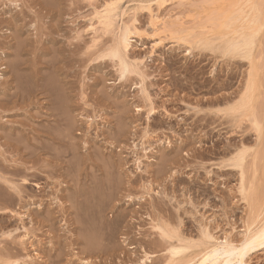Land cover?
<instances>
[{
    "label": "rangeland",
    "instance_id": "obj_1",
    "mask_svg": "<svg viewBox=\"0 0 264 264\" xmlns=\"http://www.w3.org/2000/svg\"><path fill=\"white\" fill-rule=\"evenodd\" d=\"M141 1L0 0V264H225L226 248L202 259L227 242L264 264V0ZM236 32L252 59L224 52ZM120 35L139 68L128 77L100 57ZM54 117L81 147L72 177L28 176L7 132L29 151Z\"/></svg>",
    "mask_w": 264,
    "mask_h": 264
},
{
    "label": "bare ground",
    "instance_id": "obj_2",
    "mask_svg": "<svg viewBox=\"0 0 264 264\" xmlns=\"http://www.w3.org/2000/svg\"><path fill=\"white\" fill-rule=\"evenodd\" d=\"M93 1V0H92ZM122 1V0H121ZM145 1V0H144ZM144 1H141L142 3L144 2ZM147 1H149V0H147ZM111 2V1H110ZM236 2V1H235ZM96 3V2H95ZM111 4H113V3H111ZM114 5V4H113ZM112 5V7H108V8H106V10L104 9V11L102 12V15L103 16H101V18L100 19H102L103 20V23L105 24V26H108V27H110V26H112L113 24H114V18H115V14H116V11L118 12L119 10H117V7H118V5L116 4V7L115 6H113ZM108 6V5H107ZM148 6V5H147ZM184 7V6H183ZM119 9V8H118ZM121 11V10H120ZM135 11V10H134ZM166 11H168V10H166ZM185 12V11H184ZM135 13V12H134ZM163 13V12H162ZM95 16V15H94ZM129 18V17H128ZM93 19V18H92ZM97 19V18H96ZM99 19V18H98ZM127 19V18H126ZM181 20V19H180ZM246 20V19H245ZM129 21V20H128ZM93 22V21H92ZM126 22V21H125ZM238 23V22H237ZM244 24V23H243ZM119 25V24H118ZM134 25V24H133ZM237 25V24H236ZM100 26V25H99ZM105 26H103L104 28H105ZM94 27V26H93ZM247 27H250V26H247ZM97 28V27H96ZM131 28V27H130ZM243 28V27H242ZM105 30H106V28H105ZM241 29H239V32H241L240 31ZM248 30V29H247ZM237 31V30H236ZM254 31V30H253ZM119 32V31H118ZM192 32V31H191ZM243 32H245V31H243ZM98 33V32H97ZM108 33V32H107ZM110 33V32H109ZM115 33V32H114ZM189 33V32H188ZM236 33H238V32H236ZM118 34V33H117ZM121 34H122V32H121ZM128 34H130V33H128ZM191 34V33H190ZM232 34H234V33H232ZM241 33H238L237 35L239 36ZM246 35V33L244 34H242V35H240L241 37H239L238 39H235V40H237V41H235L234 42V40L232 39V40H229L230 38H228V42H227V39H225L226 40V42L228 43V44H226L225 45V41H224V49H225V53H228V52H231V53H234L235 55H240L242 58H244V59H252L253 57H252V54L254 53V52H252V47H253V44H254V42H252V43H250L249 42V40H248V36H245ZM253 35V34H252ZM20 36V35H19ZM251 36V35H250ZM107 37V36H106ZM116 37V36H115ZM28 38V37H27ZM105 38V37H104ZM234 38V37H233ZM236 38V37H235ZM106 39V38H105ZM130 39H131V37H130ZM108 40V39H107ZM115 41H114V46H111V48H109L110 47V45H108L107 47H108V49L109 50H107L106 49V51H108V54H104L105 52H103L102 54H104V55H102V56H100V57H103V58H106V57H108V56H111V58H117V60H119L118 62H119V65H120V70H121V76L122 77H128L127 75L129 74H134V73H136L137 72V70H139V68L137 67V65L136 64H134L132 61H130L129 60V58H128V54H127V48H128V44H125V41H124V37L122 36V35H120L119 37L117 36V38L116 39H114ZM252 40V39H251ZM96 41V40H95ZM51 43V42H50ZM113 44V43H112ZM22 45V44H21ZM98 46V45H97ZM103 46V45H102ZM101 46V47H102ZM233 46H238V48H236V49H233ZM96 47V46H95ZM220 47V46H219ZM99 48V47H98ZM23 49V48H22ZM95 49V48H94ZM105 49V48H104ZM16 50H17V48H16ZM99 50V49H98ZM101 50H102V48H101ZM221 50V49H220ZM223 50V49H222ZM100 51V50H99ZM234 51V52H233ZM254 51V50H253ZM110 53V54H109ZM225 53H223L224 55H225ZM231 53H229L228 55H230V56H232L231 55ZM17 54V53H16ZM101 54V53H100ZM99 54V55H100ZM130 55V54H129ZM227 55V54H226ZM74 56V55H73ZM92 56V55H91ZM96 56H98V54L96 55ZM135 56V55H134ZM88 57V56H87ZM100 57L98 56V58L100 59ZM238 57V56H237ZM241 57H239V58H241ZM252 57V58H251ZM12 58V57H11ZM96 58V57H95ZM84 59V58H83ZM99 59H94V60H99ZM243 59V60H244ZM47 60V59H46ZM117 60H116V62H117ZM91 61V60H90ZM93 61V60H92ZM5 62V61H4ZM3 62V63H4ZM53 62V61H52ZM83 62V61H82ZM101 62V61H100ZM105 62V61H104ZM118 62L116 63V65L118 64ZM62 63V62H61ZM71 63V62H70ZM138 63V62H137ZM35 64V63H34ZM60 64V63H59ZM94 64V63H93ZM25 65V64H24ZM142 65V64H141ZM13 66V65H12ZM92 66V65H91ZM54 67H55V65H54ZM143 67V66H142ZM47 68V67H46ZM114 68V67H113ZM50 69V68H49ZM22 70V69H21ZM25 70V69H24ZM97 70V69H96ZM142 70V69H141ZM144 70V69H143ZM142 70V71H143ZM27 71V70H26ZM145 71V70H144ZM25 72V71H24ZM52 72V71H51ZM96 72V71H95ZM141 72V71H140ZM147 72V71H146ZM31 73V72H30ZM42 73V72H41ZM138 73V72H137ZM252 73H254V71L252 72ZM9 74V73H8ZM62 74V73H61ZM141 74V73H140ZM145 74H147V73H145ZM253 75V74H252ZM137 76V75H136ZM139 76V75H138ZM149 76V75H148ZM58 77V76H57ZM97 77V76H96ZM59 78V77H58ZM63 78V77H62ZM251 78V77H250ZM249 78V79H250ZM255 79H257L256 77H254ZM33 79V78H32ZM141 79V78H140ZM254 79V80H255ZM68 80V79H67ZM128 80V79H127ZM126 80V81H127ZM146 81V80H145ZM253 81V80H252ZM252 83H256L255 81L254 82H252ZM123 84V83H122ZM247 84H248V82H247ZM14 85H15V83H14ZM248 85H250V83L248 84ZM247 85V86H248ZM252 85L253 84H251V87H252ZM36 86V85H35ZM255 88H256V90H257V85L255 84ZM249 87V86H248ZM250 88V87H249ZM255 88L253 87V89L255 90ZM37 89V88H36ZM39 89V88H38ZM143 90V89H142ZM248 90V89H247ZM251 90V89H250ZM250 90H249V93H251L250 92ZM38 91V90H37ZM75 91V90H74ZM252 91V90H251ZM31 92V91H30ZM36 92V91H35ZM39 92V91H38ZM98 92V91H97ZM248 92V91H247ZM256 93H257V95H258V91H255ZM148 93V92H147ZM14 94V93H13ZM43 94V93H42ZM76 94V93H75ZM247 94V93H246ZM66 95V94H65ZM111 95V94H110ZM245 95V94H244ZM248 95V94H247ZM49 96V95H48ZM66 96H68V95H66ZM144 96V95H143ZM246 96V95H245ZM245 96H243V98H244V100L243 101H245ZM251 96V95H250ZM10 97V96H9ZM21 97V96H20ZM33 97V96H32ZM35 97V96H34ZM247 97V96H246ZM254 97H255V93H254ZM0 98H2V97H0ZM16 98V97H15ZM25 98V97H24ZM31 98V97H30ZM37 98V97H36ZM12 99V98H11ZM17 99V98H16ZM29 99V98H28ZM68 99V98H67ZM247 99H248V97H247ZM253 99V98H252ZM256 98H254V100H255ZM42 100V99H41ZM44 100V99H43ZM77 100V99H76ZM220 100V99H219ZM250 100V99H249ZM45 101V100H44ZM101 101V100H100ZM99 101V102H100ZM103 101V100H102ZM124 101V100H123ZM217 101V100H216ZM42 102V101H41ZM146 102V101H145ZM222 102V101H221ZM242 102V100H240V102H239V104ZM246 102V101H245ZM244 102V103H245ZM249 102V101H248ZM101 103V102H100ZM112 103V102H111ZM124 103V102H123ZM149 103H150V101H149ZM216 103V102H215ZM243 103V102H242ZM241 103V104H242ZM251 103V102H250ZM47 104V103H46ZM74 104V103H73ZM245 104H247V103H245ZM244 104V105H245ZM252 104V103H251ZM61 105V104H60ZM77 106V105H76ZM238 106H240V105H238L237 104V109H238ZM248 106V105H247ZM236 107V106H235ZM243 107V106H242ZM251 107V106H250ZM41 109H42V107H40ZM49 108V107H48ZM47 108V109H48ZM71 108V107H70ZM72 108H74V107H72ZM252 108V107H251ZM124 109V108H123ZM233 109H235V108H232V109H228V110H226V111H228L229 112V110L231 111V110H233ZM240 109V108H239ZM244 109H245V107H244ZM244 109H243V111H244ZM249 109V108H248ZM71 110H73V109H71ZM141 110V109H140ZM241 110H242V108H241ZM240 110V111H241ZM35 111V110H34ZM50 111V110H49ZM225 111V110H224ZM224 111H222V112H224ZM238 111V110H237ZM239 111V112H240ZM88 112V111H87ZM151 112V111H150ZM236 112V111H235ZM247 112V111H246ZM38 113H39V111H38ZM41 113V112H40ZM70 113V112H69ZM73 113H74V111H73ZM128 113V112H127ZM242 114V113H241ZM38 115V114H37ZM40 115H42V113L40 114ZM61 115H63V114H61ZM118 115V114H117ZM51 116H52V114H51ZM73 116V115H72ZM242 116H243V114H242ZM242 116H240V118L242 117ZM23 117V116H22ZM47 117V116H46ZM244 117V116H243ZM14 118V117H13ZM51 118V117H50ZM226 118H228V117H226ZM237 118V117H236ZM39 119V118H38ZM48 119V118H47ZM7 120V119H6ZM15 120V119H14ZM45 120V119H44ZM53 120H54V124H55V126H54V128H55V130H57L58 131V133H57V131L56 132H49V130H48V128H46L47 130H48V132L46 131V132H44L45 131V127H47V125L45 126V124H44V129H41L42 127L40 126H38L37 128L39 129V130H35V136H33V138H32V141H33V143H31V144H33V149H32V147H31V149H29V151H25L24 150V148H22L21 147V142L19 141V139L18 138H16L17 136V134H15V138H12L10 135H12L11 133H9V132H7L8 134H10V135H8L9 137H7V139H6V142H5V145L6 146H8L10 149H12L13 150V152H15L16 153V155H18V156H20V157H25L26 155H27V158L25 157V159H26V161L27 160H29V161H32L31 163H33V166H31V167H28L27 166V164L28 163H22V162H20V163H22L24 166L26 165V167H25V171H26V173L25 174H27L28 176L29 175H31L32 177H35V178H39V177H42V176H40L39 175V173H42V174H49V175H51L50 174V172H51V170L53 171V172H61V171H63V173H60L62 176H71V174H69L68 173V171L66 170V166H67V164H68V161H67V158L70 156V155H73V156H75L76 154H77V152L78 151H80V149H81V147H79L77 144H75V149H73V148H70V144H72V141H73V139H72V137H71V130H72V126H70V122L68 123L67 122V124H66V121L68 120H65V119H60V118H58V117H54L53 118ZM238 120V119H237ZM239 120H242V119H239ZM23 121V120H22ZM22 121H21V123H22ZM30 121V120H29ZM64 121H65V123H64ZM114 121V120H113ZM12 122V121H11ZM30 123V122H29ZM39 123V122H38ZM49 124H50V121L48 122ZM51 123H53V122H51ZM10 124V123H9ZM48 124V125H49ZM209 124V123H208ZM207 124V125H208ZM257 124V123H256ZM256 124H254V125H256ZM11 125V124H10ZM21 125V124H20ZM63 125H65V127L63 126ZM13 126V125H12ZM50 126V125H49ZM52 127H53V125H51ZM50 126V127H51ZM63 126V127H62ZM109 126V125H108ZM34 127V126H33ZM256 127V126H255ZM261 127V126H260ZM258 128V127H257ZM50 129V128H49ZM261 129L263 130V128L261 127ZM261 129H259L258 128V132H259V136L261 135ZM1 130V129H0ZM16 130V129H15ZM44 130V131H43ZM51 130V129H50ZM2 131V130H1ZM9 131V130H8ZM17 131V130H16ZM16 131H14V132H16ZM25 131V130H24ZM52 131V130H51ZM31 132H33V131H31ZM4 133V132H3ZM262 133H263V131H262ZM1 134V133H0ZM5 134V133H4ZM74 134V133H73ZM80 134V133H79ZM124 134V133H123ZM31 136V135H30ZM258 136V137H259ZM2 137V136H1ZM47 139V142L45 141L44 142V140L43 139ZM261 138V137H260ZM2 139V138H1ZM16 139V140H15ZM4 140V139H3ZM5 141V140H4ZM30 141H31V139H30ZM31 141V142H32ZM76 141V140H75ZM103 141V140H102ZM24 142V141H23ZM83 142V141H82ZM92 142V141H91ZM192 142V141H191ZM93 143V142H92ZM243 143V142H242ZM26 144H27V142H26ZM74 144H72V145H74ZM94 144V143H93ZM77 145V146H76ZM98 145H99V142H98ZM244 145V144H243ZM28 146V145H27ZM27 146H25V149H26V147ZM30 147V146H29ZM77 147V148H76ZM189 147V146H188ZM137 148V147H136ZM28 149H26V150H28ZM96 149V148H95ZM225 149V148H224ZM24 150V151H23ZM164 151V150H163ZM183 151V150H182ZM103 152V151H102ZM81 153V152H80ZM113 153V152H112ZM78 154H79V152H78ZM90 154V153H89ZM88 154V155H89ZM159 154V153H158ZM111 155V154H110ZM243 155H244V153H243ZM77 156V155H76ZM84 156V155H83ZM245 156V155H244ZM3 158V157H2ZM98 158V157H97ZM240 158H242V157H238V159H236L234 162H235V164H233L234 166H237V165H242V162H240L239 161V159ZM19 159V158H18ZM89 159V158H88ZM87 159V160H88ZM4 160V159H3ZM22 160V159H21ZM24 160V159H23ZM90 160H91V158H90ZM119 160V159H118ZM234 160V159H233ZM242 160V159H241ZM15 161H16V164H17V161L18 160H16L15 159ZM89 162H91V161H89ZM93 162V163H92ZM92 164L94 165V170H95V172H92V174L90 173V175L91 176H100V174H98V171L99 172H101V174H102V170H101V168H100V166H99V163H98V160L97 159H92ZM15 163V162H14ZM79 163V162H78ZM15 164V165H16ZM19 164V163H18ZM22 164H20V165H22ZM83 164V163H82ZM108 164V163H107ZM35 165H37L36 167H34ZM106 165V164H105ZM156 165V164H155ZM13 166V165H12ZM18 166V165H17ZM88 166V165H87ZM117 166H119V165H117ZM244 166V165H243ZM19 167V166H18ZM2 168H4V167H2ZM13 168H15V170H17V167H14L13 166ZM20 168V167H19ZM18 168V170H20ZM119 168V167H118ZM239 168V167H238ZM244 168V167H243ZM68 169V168H67ZM85 169V168H84ZM24 169H22V171H23ZM33 170H35L36 172L38 171L39 173H35V172H33ZM89 170V169H88ZM124 170V169H123ZM25 171H23V172H25ZM18 172V171H17ZM52 172V173H53ZM88 172V171H87ZM115 172V171H114ZM16 174V173H15ZM60 174H58V175H60ZM162 174V173H161ZM13 175V174H12ZM78 175L79 176H82V171L81 172H79L78 173ZM158 175H159V173H158ZM165 175V174H164ZM27 176V177H28ZM78 176V177H79ZM2 177V176H1ZM1 177H0V180H2V182H4L3 181V179H1ZM10 177V176H9ZM25 178H26V176H24ZM47 177V176H46ZM72 177V176H71ZM143 177V176H142ZM2 178H4V177H2ZM6 178V177H5ZM94 178V177H93ZM24 179V178H23ZM32 179V178H31ZM58 179V178H57ZM67 179V178H66ZM80 179V178H79ZM89 179V178H88ZM4 180H6V179H4ZM30 179H25L24 181H29ZM82 180V179H81ZM86 180V179H85ZM10 181V180H9ZM11 181H12V179H11ZM53 181V180H52ZM64 181V180H63ZM68 181V180H67ZM5 183L6 184H8L9 185V188L12 190V191H14L16 194H17V196H19V198H20V201L22 200V195L24 194H22V192L23 191H21V190H19V189H22L23 188V190L25 191V188H24V185L23 186H19V185H16V184H14V185H12V184H10L9 182H8V180L7 181H5ZM14 183V182H13ZM17 183V182H16ZM23 183H25V182H23ZM79 183H80V181H79ZM18 184V183H17ZM28 184V183H27ZM78 184V183H77ZM82 184V183H81ZM103 184V183H102ZM2 185V184H1ZM80 185V184H79ZM63 186V185H62ZM66 186H67V184H66ZM66 186L64 185L63 187L64 188H66ZM88 186V185H87ZM1 187V186H0ZM102 187V186H101ZM2 188V187H1ZM76 188H78V186L76 187ZM81 188V185H80V187L78 188V189H80ZM121 188V187H120ZM74 189H75V185H74ZM73 189V190H74ZM77 189V190H78ZM2 190V189H1ZM9 190V189H8ZM64 190H67V189H64ZM76 190V191H77ZM2 191H5V190H2ZM61 191H63L62 189H61ZM78 191H80V190H78ZM11 192V191H10ZM101 192V191H100ZM13 193V192H12ZM63 193V192H62ZM102 193V192H101ZM2 194V193H1ZM27 194V193H26ZM70 194V193H69ZM74 194V193H73ZM79 194V193H78ZM92 194V193H91ZM12 195V194H11ZM10 195V196H11ZM71 195V194H70ZM76 195V194H75ZM116 195V194H115ZM9 196V195H8ZM13 197H14V195H13ZM63 197H64V195H63ZM82 197V196H81ZM11 198H12V196H11ZM96 198V197H95ZM69 199V198H68ZM112 199V198H111ZM162 199V198H161ZM12 199H10V201H11ZM81 200V199H80ZM79 200V201H80ZM9 201V200H8ZM9 201V202H10ZM13 201H15L14 199H13ZM13 201H11V203L13 202ZM13 203H15V202H13ZM12 203V204H13ZM163 203V202H162ZM74 207V206H73ZM80 207V206H79ZM77 209V208H76ZM172 217V216H171ZM175 218H176V216H175ZM174 218V219H175ZM172 219V218H171ZM172 221V220H171ZM160 222V221H159ZM166 227V226H165ZM177 227V226H176ZM175 227V228H176ZM160 228H162L161 226H160ZM168 229V228H167ZM163 231H164V229H162ZM161 231V230H160ZM163 231H161L162 233H163ZM167 231V230H166ZM170 230H168V233H170L169 232ZM172 233H175V232H172ZM179 234H180V232H179ZM158 235V234H157ZM177 235V234H176ZM206 235V234H205ZM208 235V234H207ZM166 236H167V234H166ZM170 236H171V233H170ZM184 236V235H183ZM209 236V235H208ZM207 236V237H208ZM163 237V236H162ZM164 237H165V234H164ZM181 237H182V235H181ZM171 238V237H170ZM167 239V238H166ZM212 239V238H211ZM168 240V239H167ZM188 240V239H187ZM198 240V239H197ZM166 241V240H165ZM169 241H171V240H169ZM200 241V240H199ZM168 242V241H167ZM182 243V242H181ZM249 243V242H248ZM248 243H246V244H248ZM177 246H180V245H177ZM231 243L229 242H227V244L224 246V245H219L218 243H216V244H214V246L211 248V250H209L207 253H205V255H204V257H203V259L202 260H207V259H209L210 257H212V256H214V251H213V248L214 247H219V248H226L227 249V251L225 252V257H224V259H225V261H226V263L225 264H234L233 262H234V260L236 259V257L237 256H239L240 258H239V260H238V263L239 264H246L245 263V261H244V257H245V255L247 254V252H248V248H246V249H242V250H240L239 252H237V253H234V246H231ZM234 248V249H233ZM177 249V248H176ZM188 249V248H187ZM198 249V248H197ZM201 249V248H200ZM203 249H204V247H203ZM185 250V249H184ZM13 251V250H12ZM174 253V252H173ZM13 255V254H12ZM237 255V256H236ZM184 256V255H183ZM191 256V255H190ZM234 256V257H233ZM175 257V256H174ZM188 257V256H187ZM217 259V258H216ZM202 260H199V261H201L202 262ZM212 261H214V260H212ZM192 263V262H191ZM178 264V263H177ZM213 264H216L215 262L213 263Z\"/></svg>",
    "mask_w": 264,
    "mask_h": 264
}]
</instances>
